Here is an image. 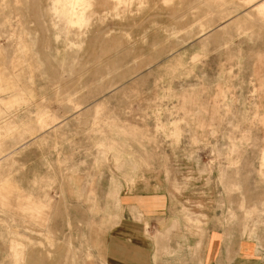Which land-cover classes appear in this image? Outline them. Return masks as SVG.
I'll list each match as a JSON object with an SVG mask.
<instances>
[{
    "label": "rangeland",
    "instance_id": "374dc122",
    "mask_svg": "<svg viewBox=\"0 0 264 264\" xmlns=\"http://www.w3.org/2000/svg\"><path fill=\"white\" fill-rule=\"evenodd\" d=\"M126 192L264 258V0H0V264H107Z\"/></svg>",
    "mask_w": 264,
    "mask_h": 264
},
{
    "label": "crops",
    "instance_id": "0c3cea01",
    "mask_svg": "<svg viewBox=\"0 0 264 264\" xmlns=\"http://www.w3.org/2000/svg\"><path fill=\"white\" fill-rule=\"evenodd\" d=\"M124 217L108 233L107 264H263L257 245L216 217L189 223L167 194L124 193Z\"/></svg>",
    "mask_w": 264,
    "mask_h": 264
}]
</instances>
